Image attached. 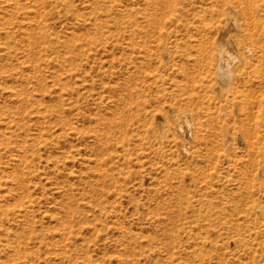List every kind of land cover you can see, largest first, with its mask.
<instances>
[{
  "label": "rangeland",
  "instance_id": "1",
  "mask_svg": "<svg viewBox=\"0 0 264 264\" xmlns=\"http://www.w3.org/2000/svg\"><path fill=\"white\" fill-rule=\"evenodd\" d=\"M243 9L0 0L5 167L24 178L0 184V264H264V91L243 45L241 91L200 65L203 26Z\"/></svg>",
  "mask_w": 264,
  "mask_h": 264
},
{
  "label": "bare ground",
  "instance_id": "2",
  "mask_svg": "<svg viewBox=\"0 0 264 264\" xmlns=\"http://www.w3.org/2000/svg\"><path fill=\"white\" fill-rule=\"evenodd\" d=\"M242 2L244 5L243 19L239 20L238 14L235 13L232 16H229L226 22H223L221 19H219L216 22L211 21L207 23L203 26L205 43L200 44V51L203 55V60L200 62L201 64H199L206 70V72L209 73L212 68L215 67L214 74L218 80L229 82L231 78H236L232 84H229L226 87V90L231 91L232 94L237 91H241L242 89V87L238 84V79L243 76V72L240 70V67H236L235 64L242 62L243 57L236 52L237 45H243V52L247 55H251L249 64L251 67L250 72L253 73L254 79L252 80L250 87L255 85L259 87L257 90L262 89L264 91V17L258 18V20H255L254 17L256 11H264V0H242ZM257 21L261 26L259 31L254 30L255 28H253V26L252 28L248 27L251 22L254 25ZM209 33H211V35ZM213 87L216 90L220 89L217 83L214 84ZM258 102L261 103L262 101L258 100ZM174 117V126L178 127L180 129L179 131L183 130V127L185 126V128L191 127L190 125L194 121L192 114L184 111L177 112ZM3 119L4 118L0 117V125L4 123ZM251 120L252 123L248 127V133L250 136L248 137L255 139L258 138L259 129L264 123L261 111L258 110L253 112ZM8 138L9 137H7L6 132L0 129V184L2 183V180H4V177L6 178L7 182L12 180L13 183L22 184L24 181L23 174H17L15 171H7L5 167V163L8 160H11L12 163L15 164V161L18 160V157L20 156L18 153L19 148L17 142L13 139L8 140ZM254 143V140L250 141L251 146H254ZM180 148L183 152H188L185 146H181ZM255 150L257 152V149L254 148V151ZM8 156L10 159L4 160V157ZM257 164L255 165V168L258 166ZM259 172L260 174L264 173V159L260 162ZM7 187H9V191L14 188L11 186H6V188Z\"/></svg>",
  "mask_w": 264,
  "mask_h": 264
}]
</instances>
